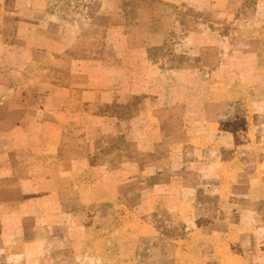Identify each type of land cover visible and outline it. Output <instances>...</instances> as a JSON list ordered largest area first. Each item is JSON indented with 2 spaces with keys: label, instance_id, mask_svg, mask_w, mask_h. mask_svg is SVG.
I'll return each mask as SVG.
<instances>
[{
  "label": "crops",
  "instance_id": "1",
  "mask_svg": "<svg viewBox=\"0 0 264 264\" xmlns=\"http://www.w3.org/2000/svg\"><path fill=\"white\" fill-rule=\"evenodd\" d=\"M120 221L264 264V0H0V264H104Z\"/></svg>",
  "mask_w": 264,
  "mask_h": 264
},
{
  "label": "rangeland",
  "instance_id": "2",
  "mask_svg": "<svg viewBox=\"0 0 264 264\" xmlns=\"http://www.w3.org/2000/svg\"><path fill=\"white\" fill-rule=\"evenodd\" d=\"M119 223L113 225L112 231L90 239L89 245L101 253L104 264H163V252L159 250H163V239L152 237V229L138 222L130 228ZM151 246H157L158 251L140 253Z\"/></svg>",
  "mask_w": 264,
  "mask_h": 264
}]
</instances>
